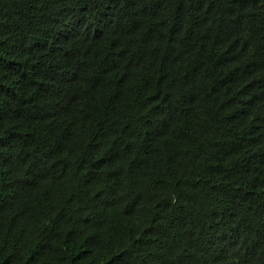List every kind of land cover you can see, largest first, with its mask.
Returning <instances> with one entry per match:
<instances>
[{
	"label": "trees",
	"instance_id": "1",
	"mask_svg": "<svg viewBox=\"0 0 264 264\" xmlns=\"http://www.w3.org/2000/svg\"><path fill=\"white\" fill-rule=\"evenodd\" d=\"M0 264H264V0H0Z\"/></svg>",
	"mask_w": 264,
	"mask_h": 264
}]
</instances>
